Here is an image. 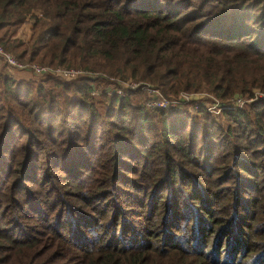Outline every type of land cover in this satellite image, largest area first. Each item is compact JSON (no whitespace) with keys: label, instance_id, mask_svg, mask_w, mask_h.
<instances>
[{"label":"trees","instance_id":"obj_1","mask_svg":"<svg viewBox=\"0 0 264 264\" xmlns=\"http://www.w3.org/2000/svg\"><path fill=\"white\" fill-rule=\"evenodd\" d=\"M26 21L27 40L14 39ZM0 44L17 60L135 77L167 97L264 91V0H0ZM87 73L34 80L0 70V211L11 212L0 260L21 250L0 264H241L261 255L247 232L264 231L253 215L264 199V97L222 109L219 123L197 99L155 108L132 102L128 86L92 94L103 77ZM76 149L88 160L58 163ZM100 166L105 179L92 177ZM239 207H249L245 218ZM117 223L123 240L107 232ZM238 228L242 238L229 242Z\"/></svg>","mask_w":264,"mask_h":264},{"label":"rangeland","instance_id":"obj_2","mask_svg":"<svg viewBox=\"0 0 264 264\" xmlns=\"http://www.w3.org/2000/svg\"><path fill=\"white\" fill-rule=\"evenodd\" d=\"M29 23H30L29 21L24 22L23 25H21L15 31L14 39L23 40V42H25V40H27L28 33H29ZM20 48L21 47H17L16 49H14V51H17ZM10 51L13 52V50H10ZM19 61L24 62V63H38L37 60H35L36 62L35 61L27 62V61H22V60H19ZM74 68H79V67L75 66ZM5 69L7 70V72L10 73L11 76H13L16 79H19V78L34 79V80L38 79V77H36L37 75L33 74V73H35L34 71H30V70H26V69L15 70V69H13V68H11L9 66H5V64L0 61V70L5 71ZM82 74H84V73H82ZM87 74H89L91 76H94V77L95 76H102L103 77L102 79L98 78V79H101L100 82L98 81V83L95 82V83L92 84L93 88H92L91 93L95 94V95H97L101 91H103L105 93H111L112 91H116V90H114L115 89L114 85L117 86V84L127 85L128 83H131V82H134V84H139L138 86L134 87V89H137L136 92L135 93H131V95H129V96L132 97V102H134L135 104L141 103V101L145 102L146 90H144L145 89L144 85H146V83L151 85V86L156 87L154 84H152L149 81H143L141 79H136L135 77H127L126 79H123V78L118 77V76L107 75V74H104V73H100L98 71L97 72L96 71H89V73H87ZM156 88L164 95V93L158 87H156ZM131 89H133V88H131ZM126 91H127L126 89H125V91L122 89L123 94H125L124 92H126ZM250 92H251V95H249V96H248V94L245 95L243 93H239V94L235 93V94L231 95L232 97L229 96V97H224L223 98V97H219V96H217V95H215V94H213L211 92H208L206 90L204 91V88H200V89H198L196 91H193V90L187 91V93L189 94V98L187 100H184V101L180 102L179 106H183L190 99H192V100L193 99H197L199 102L196 103L195 106L198 105L197 107H199V106H201V104L205 105L206 106V110L209 111L208 115L213 116V118L216 119L219 123H220V121L223 123L224 121H222V119L220 117L221 115L218 113L222 109L230 108V107H234V108L235 107H241L242 105H244L245 103H247L251 99L264 97V91H260L257 88L253 87V89H251ZM225 98L227 99L226 101H225ZM232 98H233V100H235L236 98H238V99L236 100V102H234V101H232ZM229 100L232 103H227V101H229ZM194 103H195V101H194ZM193 104L190 103V105L193 106L192 108L195 107ZM187 105H189V103H187ZM200 122H201L200 120L197 121L198 124H200ZM79 147H81V146H79ZM75 151L78 152V149L73 150L70 153H64L66 155L60 157L59 160H58V163H61L62 160H63L64 164L73 163V162H75L74 159H78V158H80V156H87L86 158L88 160L89 157H88V155H86L87 154L86 153L87 150H83V151L78 152V153H76ZM83 161H84V159L83 160L81 159V161L78 160V164L76 163V167L78 169L81 168V164H82L81 162H83ZM77 165H79V166H77ZM106 168L103 167V166L96 167V169H95L96 172L94 174H92V177L98 176L101 179L102 178L105 179L104 175H105V173L108 172V171H106L107 170ZM191 170L195 172L196 170H199V169H191ZM58 172L62 173V171L60 169H58ZM182 181H184V180H182ZM208 186H210V185H207L206 187H208ZM247 195H248L247 192H245L243 194V196H247ZM256 200H258L259 209L255 210L253 212V215H254L255 218H256V216H257V218H264V199H263L262 195L257 196ZM7 208H9V207L6 205V207L2 208V210L0 211V226L1 227H7L6 226L7 214L9 215L11 213V212L8 211ZM248 208H246V209L245 208L241 209L240 207L238 208L237 214L241 216L240 218H245L246 217L247 212H248ZM64 210L65 209L63 207L62 211H64ZM53 213H56V212L53 211ZM64 213H66V212H64ZM160 218H161V215L158 216L157 219L154 220V223L149 224L148 228H150V229L156 228V224H157V222L159 221ZM249 219L250 218H248L247 221ZM113 226H114V228L112 227V225L108 226L107 232L108 233L114 232L115 236H117L119 239L123 240V235L126 234V233L124 232V229H122L121 224L117 223L116 225H113ZM258 226L261 227L260 224H258ZM86 230H87L86 228L83 229V231H86ZM243 230H244V228H238L235 231V234H234L235 240H230L229 242L235 243V241L239 240L240 237L242 238ZM107 232H104L105 233L104 237L107 236ZM239 232H242V235H240ZM247 233H248V236L251 237V240H253V242L249 241L248 245L252 246V248H255V249L259 250V248H261V243H262L263 251H262L261 255H259L260 251H258L251 260H249V255H248L245 259H243L241 264H264V231H263V228L261 229V232H260V239H256V234H253V233H251L249 231ZM142 237H145V233H143V232L138 233V235L136 236L137 239H140ZM8 251L1 258V260L3 262L6 261V263H7V261H10L11 257L12 258H16V257L19 256V253H21V250H18V249H17V253H12L10 251H9L10 252L9 253ZM236 256L237 255L231 254L230 255L231 258L229 260L232 261ZM200 261L203 264H208L204 260L200 259Z\"/></svg>","mask_w":264,"mask_h":264},{"label":"built area","instance_id":"obj_3","mask_svg":"<svg viewBox=\"0 0 264 264\" xmlns=\"http://www.w3.org/2000/svg\"><path fill=\"white\" fill-rule=\"evenodd\" d=\"M0 61L7 64L9 67H12L14 69H26L30 71H34L35 73H44V72H50L59 74L62 77L70 78L74 75L80 74V73H87V70L80 69V68H74V67H51L49 65L40 64V63H24L19 60H17L10 52L5 50L2 45L0 44ZM139 84H134V82L128 83L127 85H121V88L117 87L116 93L122 95V88L123 87H129L134 88L138 86ZM144 90H146V99L144 104L148 107H155V108H166V107H175L180 104V102L187 100L189 98V94L184 91H180L177 96H171L167 97L163 95L156 87L151 86L146 83L144 85ZM239 98V97H238ZM236 98L234 102L238 99ZM213 111V110H212Z\"/></svg>","mask_w":264,"mask_h":264}]
</instances>
